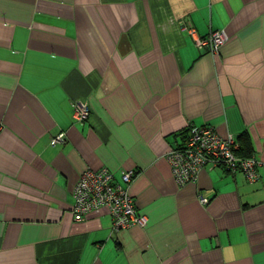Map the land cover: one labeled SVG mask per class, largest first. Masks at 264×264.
I'll return each instance as SVG.
<instances>
[{"label":"crops","instance_id":"0c3cea01","mask_svg":"<svg viewBox=\"0 0 264 264\" xmlns=\"http://www.w3.org/2000/svg\"><path fill=\"white\" fill-rule=\"evenodd\" d=\"M191 127L234 138L258 179L178 184L167 156ZM102 168L137 172L144 227L75 221ZM0 264H264V0H0Z\"/></svg>","mask_w":264,"mask_h":264},{"label":"built area","instance_id":"2783aa9c","mask_svg":"<svg viewBox=\"0 0 264 264\" xmlns=\"http://www.w3.org/2000/svg\"><path fill=\"white\" fill-rule=\"evenodd\" d=\"M227 37L224 32H213L197 42L199 49L218 54ZM90 108L84 102L75 104L74 118L78 122L90 118ZM64 136L55 138L53 145L63 142ZM239 146L232 137L223 138L213 127H191L188 138L181 147L168 153V162L173 176L180 185L194 181L199 172L206 168H224L230 172H242L254 182L258 179L260 166L255 158L238 156ZM137 176L135 170L122 176V182L115 180L107 169L85 171L74 189V219L83 221L93 212L106 209L112 217L113 230L119 232L135 226L144 227L147 219L137 212L130 187ZM202 204L209 200L200 196Z\"/></svg>","mask_w":264,"mask_h":264},{"label":"trees","instance_id":"16d2710c","mask_svg":"<svg viewBox=\"0 0 264 264\" xmlns=\"http://www.w3.org/2000/svg\"><path fill=\"white\" fill-rule=\"evenodd\" d=\"M190 128L187 129V131H185L183 133V141L186 140L188 138V134H189Z\"/></svg>","mask_w":264,"mask_h":264}]
</instances>
